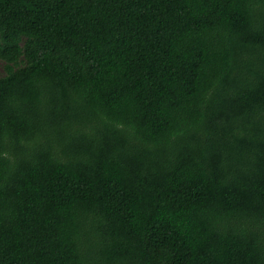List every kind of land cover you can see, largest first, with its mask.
Segmentation results:
<instances>
[{
    "label": "trees",
    "instance_id": "16d2710c",
    "mask_svg": "<svg viewBox=\"0 0 264 264\" xmlns=\"http://www.w3.org/2000/svg\"><path fill=\"white\" fill-rule=\"evenodd\" d=\"M0 264H264V0H0Z\"/></svg>",
    "mask_w": 264,
    "mask_h": 264
},
{
    "label": "rangeland",
    "instance_id": "374dc122",
    "mask_svg": "<svg viewBox=\"0 0 264 264\" xmlns=\"http://www.w3.org/2000/svg\"><path fill=\"white\" fill-rule=\"evenodd\" d=\"M2 72V63L0 61V73Z\"/></svg>",
    "mask_w": 264,
    "mask_h": 264
}]
</instances>
